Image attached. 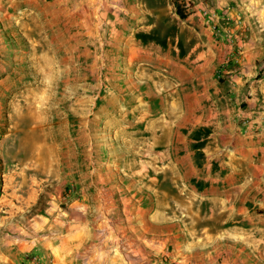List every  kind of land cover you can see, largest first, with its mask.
I'll list each match as a JSON object with an SVG mask.
<instances>
[{
    "label": "rangeland",
    "instance_id": "rangeland-1",
    "mask_svg": "<svg viewBox=\"0 0 264 264\" xmlns=\"http://www.w3.org/2000/svg\"><path fill=\"white\" fill-rule=\"evenodd\" d=\"M186 3L62 0L55 23L40 14L44 21L36 28L23 13L24 24L7 25L0 11V264H111V257L175 264L174 237L183 255L264 264V250H213L217 244L192 233L189 221L175 227L183 221L182 214L174 219L175 211L189 191L167 185L157 194L133 174L149 160L147 152L145 158L131 153L134 146L143 149V139L153 143L145 133L155 117L138 122L139 106L149 103L150 112L162 116L167 105L179 103L176 96L167 99L174 91L163 90V78L176 79L165 67L144 65L124 49L115 52L110 38L119 31L139 46L185 58L210 36L196 15H210V0ZM64 31L76 45L87 40V51H63ZM156 72L164 74L159 89L145 77ZM203 133L194 129L188 141ZM168 138L174 145L179 140L166 131L158 144ZM151 176L164 180L155 171Z\"/></svg>",
    "mask_w": 264,
    "mask_h": 264
},
{
    "label": "crops",
    "instance_id": "crops-1",
    "mask_svg": "<svg viewBox=\"0 0 264 264\" xmlns=\"http://www.w3.org/2000/svg\"><path fill=\"white\" fill-rule=\"evenodd\" d=\"M61 2L0 0V11L7 25L24 24L19 16L23 13L30 17L29 27L36 28L44 21L39 20L40 14L47 22L55 23ZM196 15L205 20L210 36L201 42L205 49L199 51L198 43L185 58L178 52L175 56L170 51L162 52L157 46H139L119 31L110 38L115 52L124 49L144 65L159 70L165 67L176 79L174 83L167 76L163 78H167L163 90L174 91L167 99L176 96L179 103L167 105L162 116L151 113L149 103L139 104L143 111L138 122L155 119L149 121L145 133L154 144L143 139L139 154L145 158L147 152L151 159L141 163L145 164L147 177L137 179L145 187L153 185L157 194L167 185L173 190L189 191L191 197L174 209V219H180L177 214L183 218L175 227L181 228L189 221L192 233H201L205 241L217 244L213 250L231 251L234 246L246 245L251 250H264V0H210V15L205 17L200 10ZM66 34L69 38L63 51H87V40L76 45L74 36L64 31ZM188 61L193 65L187 66ZM161 74L148 73L145 77L159 89ZM196 128L204 133L197 141L189 142L188 136ZM166 131L176 132L179 140L175 145L169 138L165 145L158 144ZM155 155L158 159L153 161ZM151 171L164 176V180L152 178ZM181 247L174 237L171 260L175 264H215L219 260L210 255L206 259L183 255ZM111 258V264H130Z\"/></svg>",
    "mask_w": 264,
    "mask_h": 264
},
{
    "label": "bare ground",
    "instance_id": "bare-ground-1",
    "mask_svg": "<svg viewBox=\"0 0 264 264\" xmlns=\"http://www.w3.org/2000/svg\"><path fill=\"white\" fill-rule=\"evenodd\" d=\"M155 79V78H154ZM181 98V97H180ZM183 104V103H182ZM121 105V104H120ZM175 109V108H174ZM178 109V108H177ZM143 111V110H142ZM185 113V112H184ZM159 121V120H158ZM169 121V120H168ZM171 123V122H170ZM123 131V130H122ZM128 133H130L129 131H128ZM125 134V133H124ZM120 135V134H119ZM125 137V136H124ZM131 143V142H130ZM154 144V143H153ZM137 145V144H136ZM152 145V144H151ZM141 151L142 150H140V149H138V147L136 148L135 146H134V148H133V152H131V153H135V152H137L138 154H140L141 153ZM151 154V153H150ZM162 154V153H161ZM169 154V153H168ZM176 155V154H175ZM166 156V155H165ZM181 157V156H180ZM153 159V161H156V159H158V156H153L152 157ZM150 159V158H149ZM156 163V162H155ZM158 163V162H157ZM139 165V164H138ZM144 167H145V164L143 163L142 165H141V169L140 170H138V171H136V172H134L133 174L135 175V176H137V177H140V179L141 178H144V177H147L146 175H145V172H146V170H143L144 169ZM148 167V166H147ZM133 169V168H132ZM134 170V169H133ZM132 170V171H133ZM148 172V171H147ZM146 172V173H147ZM161 173V172H160ZM145 179V178H144ZM144 179H142V180H144ZM146 181V180H145ZM152 182V181H151ZM179 184V183H178ZM157 190V189H156Z\"/></svg>",
    "mask_w": 264,
    "mask_h": 264
},
{
    "label": "trees",
    "instance_id": "trees-1",
    "mask_svg": "<svg viewBox=\"0 0 264 264\" xmlns=\"http://www.w3.org/2000/svg\"><path fill=\"white\" fill-rule=\"evenodd\" d=\"M177 12L179 13V15H180V17L182 18V19H185L186 17L184 16V14L182 13V11L179 9V8H177Z\"/></svg>",
    "mask_w": 264,
    "mask_h": 264
},
{
    "label": "built area",
    "instance_id": "built-area-1",
    "mask_svg": "<svg viewBox=\"0 0 264 264\" xmlns=\"http://www.w3.org/2000/svg\"><path fill=\"white\" fill-rule=\"evenodd\" d=\"M190 2H191V0H187V3H186L187 8L190 7Z\"/></svg>",
    "mask_w": 264,
    "mask_h": 264
}]
</instances>
